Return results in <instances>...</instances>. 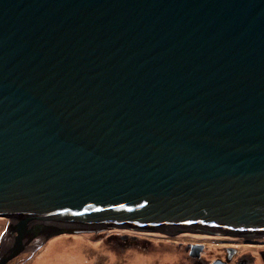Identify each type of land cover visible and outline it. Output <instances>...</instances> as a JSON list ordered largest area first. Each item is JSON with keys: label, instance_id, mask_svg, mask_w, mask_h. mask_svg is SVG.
I'll use <instances>...</instances> for the list:
<instances>
[{"label": "water", "instance_id": "1", "mask_svg": "<svg viewBox=\"0 0 264 264\" xmlns=\"http://www.w3.org/2000/svg\"><path fill=\"white\" fill-rule=\"evenodd\" d=\"M0 217L263 235L264 0H0Z\"/></svg>", "mask_w": 264, "mask_h": 264}, {"label": "rangeland", "instance_id": "2", "mask_svg": "<svg viewBox=\"0 0 264 264\" xmlns=\"http://www.w3.org/2000/svg\"><path fill=\"white\" fill-rule=\"evenodd\" d=\"M15 222L0 217V243L3 235ZM202 235L195 233H144L129 230H107L94 234L68 233L51 238L59 242V251L66 256L59 261L49 258L48 244L39 241L8 264H212L222 260L227 264H264V234ZM11 238V237H10ZM12 239V238H11ZM53 239V240H52ZM196 246V247H195ZM201 246H203L201 248ZM58 248V247H57ZM192 248H198L196 252ZM46 250V251H45ZM197 253L198 258L191 254Z\"/></svg>", "mask_w": 264, "mask_h": 264}, {"label": "bare ground", "instance_id": "3", "mask_svg": "<svg viewBox=\"0 0 264 264\" xmlns=\"http://www.w3.org/2000/svg\"><path fill=\"white\" fill-rule=\"evenodd\" d=\"M12 231H13V228H10L9 233H11ZM52 231H54V230H52ZM59 240H61V239H59ZM58 241L53 243L51 241V239H50V242H52V243H50L49 240H48V242L50 244H48V246L46 248L47 251L46 250L45 251H46V253L47 252L49 253L48 256H49L50 259L59 261L60 259H62V258H64L66 256L67 262L68 261H72V259H76V261H79L80 263L83 262V258L82 257L80 259H78L76 257H73L72 255L66 254V251H64V250H60L59 251L58 249H59L60 246H59V242ZM34 246H35V244L32 245L31 248L34 247ZM136 263L140 264V262L138 261L137 258H136Z\"/></svg>", "mask_w": 264, "mask_h": 264}, {"label": "trees", "instance_id": "4", "mask_svg": "<svg viewBox=\"0 0 264 264\" xmlns=\"http://www.w3.org/2000/svg\"><path fill=\"white\" fill-rule=\"evenodd\" d=\"M53 240V239H52ZM247 263V261H245L243 264H246Z\"/></svg>", "mask_w": 264, "mask_h": 264}]
</instances>
